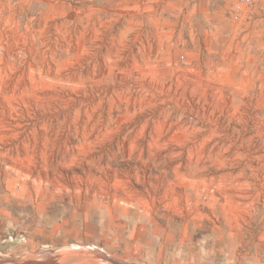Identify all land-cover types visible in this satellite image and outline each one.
Masks as SVG:
<instances>
[{"label": "rangeland", "instance_id": "1", "mask_svg": "<svg viewBox=\"0 0 264 264\" xmlns=\"http://www.w3.org/2000/svg\"><path fill=\"white\" fill-rule=\"evenodd\" d=\"M0 264H264V0H0Z\"/></svg>", "mask_w": 264, "mask_h": 264}]
</instances>
